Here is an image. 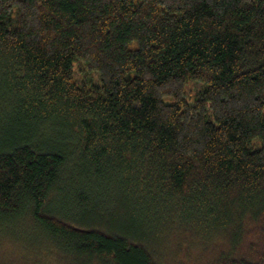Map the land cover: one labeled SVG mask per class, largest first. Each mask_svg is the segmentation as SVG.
<instances>
[{
	"label": "trees",
	"instance_id": "1",
	"mask_svg": "<svg viewBox=\"0 0 264 264\" xmlns=\"http://www.w3.org/2000/svg\"><path fill=\"white\" fill-rule=\"evenodd\" d=\"M165 263L264 264V0H0V264Z\"/></svg>",
	"mask_w": 264,
	"mask_h": 264
},
{
	"label": "rangeland",
	"instance_id": "2",
	"mask_svg": "<svg viewBox=\"0 0 264 264\" xmlns=\"http://www.w3.org/2000/svg\"><path fill=\"white\" fill-rule=\"evenodd\" d=\"M79 66H80V65H79L78 63H75V65H74V69H75V72H76V73L79 72ZM80 76H81V74H80ZM202 88H203V86H202L201 83L196 82V81H192V82H190V83L188 84V86H187V92H188V99H189V101H193V99H194L196 93H197L200 89H202ZM165 264H167V263H165Z\"/></svg>",
	"mask_w": 264,
	"mask_h": 264
}]
</instances>
